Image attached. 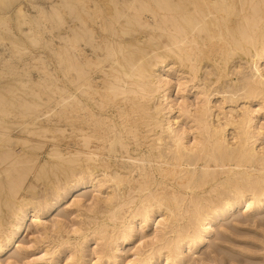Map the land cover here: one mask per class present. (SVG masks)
Listing matches in <instances>:
<instances>
[{
  "label": "bare ground",
  "instance_id": "1",
  "mask_svg": "<svg viewBox=\"0 0 264 264\" xmlns=\"http://www.w3.org/2000/svg\"><path fill=\"white\" fill-rule=\"evenodd\" d=\"M91 1H55L60 9L54 5L51 17L61 18L63 31V85L53 95L59 110H35L34 122L58 113L61 124L26 129L42 139L55 131L63 147L53 145L40 163L35 149L44 144L11 136L0 116V254L14 244L28 217L45 229L43 215L66 196L96 190L93 207L103 202L107 218L90 233L100 243L93 264H119L120 246L151 226L153 238L141 239L126 264H157L162 258L182 264L187 253L210 240L216 222L240 208L264 209V0ZM46 17L37 12L34 26L43 29ZM34 28L28 32L38 44L44 30L41 38ZM243 59L248 72L240 70L234 81L231 65ZM174 87L180 101L172 98ZM10 98L0 95L1 114L10 113L4 106ZM22 100L15 101L22 115L33 114L40 103ZM215 100H221L219 107ZM18 144L25 148L21 154L14 152ZM47 172L54 177L46 183ZM30 175L49 184L51 198H39ZM85 234L81 250L91 239ZM82 254L76 255L78 264Z\"/></svg>",
  "mask_w": 264,
  "mask_h": 264
},
{
  "label": "rangeland",
  "instance_id": "2",
  "mask_svg": "<svg viewBox=\"0 0 264 264\" xmlns=\"http://www.w3.org/2000/svg\"><path fill=\"white\" fill-rule=\"evenodd\" d=\"M55 1L56 0H1L0 4V95L5 94L7 98H10L16 94L21 98V101H19L20 98H17V100H14V98L10 99L13 100V102L18 101L17 103H22V99L28 101V103L34 100L35 102H40L39 105H35L34 108H38L33 110V114L28 113L26 115H22L20 112L23 111L24 108L20 105L21 103L17 104L15 102L17 107H11V104L9 106V102H11V100H8V105L6 104L4 106L6 109L10 110V113L5 115L0 113V116L2 117V123H0L9 127V131H7L13 137L28 139L31 141L30 143L42 142L44 144L41 147L42 150L41 148H38L39 150L35 149L36 155L39 156L40 163L48 160L46 155L52 147H63L61 143L62 139L60 135L55 134V131H50V133L48 132L47 137H45V139L48 140H45L44 138L42 139V137H39L38 135L36 136L35 134H30L26 131L28 126H31V129H33L34 126L39 125L50 126L53 128L57 124H61L60 120L58 121V113L56 114L51 112H49L51 113L50 117L45 118L41 116V120H37L36 123L34 122V114L36 113L34 112L35 110L41 113L43 111H47L48 109L50 111L53 108H58V104L55 106L57 99L53 98L56 97L59 91L56 87H61L63 85V75H61L62 71L59 68L60 64L58 65V60H60L59 52L61 49V40L59 39L58 35L63 32L61 25H59L61 23V18H57L55 15L51 17L54 7L56 6L59 8L60 6L59 2L56 3ZM31 2H36L39 7L34 8ZM19 4H21L22 9L16 10V6ZM40 10L42 12H40ZM36 11L41 13V15L45 14L48 16L42 19V21H44V27H42L43 29H41V27L34 26L35 23L33 22V18L37 14ZM22 12L25 14H22ZM56 13H58V16H60V12L57 11ZM31 24L33 27H35V31L38 32L36 36L40 35V30H44L43 38L42 35L39 36L42 38V40H40L38 44L37 42H33L29 36L31 35L28 32L30 31L29 28L32 27ZM50 28L53 29L51 30ZM44 38L47 39V42ZM87 51L90 52L89 49H87ZM40 55H42L43 58H38ZM34 59L39 60L37 61ZM40 59H43L44 61ZM236 60L238 61V59ZM238 64H243L242 69H239ZM247 66L248 64L246 63V59L237 62V64H232L230 72L235 73L232 79H234V81L238 80L237 76L239 74L237 72L240 70L242 72H248V68H246ZM47 76L51 81H49ZM171 77L174 81H176L178 78L176 74H172ZM183 77L184 79H187L186 75ZM43 79H46V81L44 82ZM41 81L43 82L40 83ZM48 83H50V86ZM187 85L191 86L192 82H188ZM55 88L57 92H54ZM177 90L178 87L173 88L172 98L180 101L181 97L177 94ZM50 91H52L51 96H53L55 93L56 95L53 97L49 96L48 93H50ZM190 98H194L192 93L190 94ZM51 100H54V102ZM215 103L216 106L219 107L221 105V100H215ZM255 103L253 104V107L257 108L258 103ZM243 104V102L237 103L236 108L240 109ZM19 106H21V108ZM224 107L226 110H229L230 104H225ZM215 110H218V108H215ZM49 118L51 121L47 120ZM47 121H49V123ZM261 121L264 122V115ZM1 124L0 128L2 129L3 126L1 127ZM229 137H231V135H229ZM53 138L56 139L54 140ZM49 139L53 140L49 141ZM70 142L72 148L75 147L74 142ZM24 151L25 148L21 146V144L14 146V152L16 154H21ZM117 156L115 159L118 160V162L122 161L120 159L123 158L119 152ZM46 175L44 178L46 183L48 180L54 177L53 173L51 172H47ZM50 175L52 177H50ZM32 178L33 176L30 175L28 180L29 182L34 183L39 198H51L52 190L47 189L49 184L45 185L42 179L39 181L37 180V182L34 178ZM98 195V191L91 190L87 192V194H81V191H77L66 196L64 200L55 206V208L43 215L42 220L45 223V229H42V227H36L35 223L32 221V218L28 217L14 244L7 252L0 254V264H51L52 255L54 256V264H78V258L81 253H83V264H93V262L97 260V250H99L100 243L97 244V242L94 241V238H92V230L97 223V225H99L107 218V212L103 202L99 203L97 209L96 207H93L95 205V196ZM106 195L107 193H103L101 196ZM74 200H80L81 205L79 207H77L78 205H72ZM90 207L93 209H90ZM123 212H125L124 215L126 212L128 213V207H125ZM73 228H79V230L74 231L75 229L73 230ZM214 228V231L209 237L210 240L195 252L187 253V256L182 264H264V209L245 213L244 209L240 208L235 212V214L216 222L214 224ZM84 234H88L91 239L84 245L85 248L83 247V250H81L79 245L84 240ZM154 234L155 226L149 227L145 232L140 229L137 230L131 243H123L120 246V248L124 251L122 255L119 256V264H126V261L135 258L136 256L134 253L138 243L143 242L145 237L146 239L144 241H150ZM141 239L143 240L141 241ZM66 241H69L68 244L64 245V247L62 246L59 250H56V248L59 246V242L65 243ZM68 245L70 248L67 247ZM97 245L99 246L98 248ZM47 251L51 254L46 256ZM76 255H78V258ZM157 264L167 263L162 258Z\"/></svg>",
  "mask_w": 264,
  "mask_h": 264
}]
</instances>
